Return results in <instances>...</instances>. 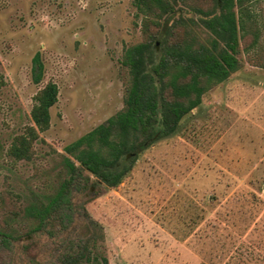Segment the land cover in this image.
I'll list each match as a JSON object with an SVG mask.
<instances>
[{
	"label": "rangeland",
	"instance_id": "374dc122",
	"mask_svg": "<svg viewBox=\"0 0 264 264\" xmlns=\"http://www.w3.org/2000/svg\"><path fill=\"white\" fill-rule=\"evenodd\" d=\"M142 21L136 0H0V229L22 236L0 239V264H61L86 244L108 264H264V69L245 55L120 186L76 195L84 208L68 231L26 236L23 209L55 192L66 148L124 107L123 56L145 39ZM49 81L51 126L32 159L14 160L7 149Z\"/></svg>",
	"mask_w": 264,
	"mask_h": 264
},
{
	"label": "trees",
	"instance_id": "16d2710c",
	"mask_svg": "<svg viewBox=\"0 0 264 264\" xmlns=\"http://www.w3.org/2000/svg\"><path fill=\"white\" fill-rule=\"evenodd\" d=\"M136 2L145 39L128 46L123 56L128 71L124 107L66 148L64 176L55 192L35 195L23 209L32 219L27 237L42 233L55 237L68 231L84 208L76 204L75 196L91 199L103 189L120 186L144 151L180 133L183 119L202 104L207 92L242 66L243 55L264 69V15L257 7L262 0ZM33 74L40 83L44 77L40 54L34 58ZM58 99L54 81L35 94L32 124L13 137L7 149L10 157L32 159L35 143L43 140L40 134L51 126V109ZM7 229H0L7 246L22 238ZM87 247L65 255L61 264H108L107 258Z\"/></svg>",
	"mask_w": 264,
	"mask_h": 264
}]
</instances>
